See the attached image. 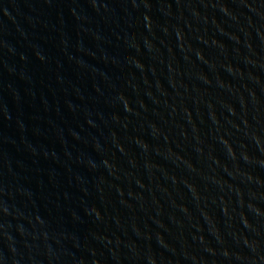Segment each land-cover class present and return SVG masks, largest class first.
I'll use <instances>...</instances> for the list:
<instances>
[{
	"label": "water",
	"instance_id": "95a60500",
	"mask_svg": "<svg viewBox=\"0 0 264 264\" xmlns=\"http://www.w3.org/2000/svg\"><path fill=\"white\" fill-rule=\"evenodd\" d=\"M0 264H264V0H0Z\"/></svg>",
	"mask_w": 264,
	"mask_h": 264
}]
</instances>
